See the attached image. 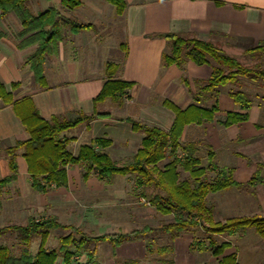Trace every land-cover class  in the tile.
Masks as SVG:
<instances>
[{"label": "trees", "instance_id": "1", "mask_svg": "<svg viewBox=\"0 0 264 264\" xmlns=\"http://www.w3.org/2000/svg\"><path fill=\"white\" fill-rule=\"evenodd\" d=\"M29 1L0 0V17L10 11L17 16L21 24V29L15 35L17 48L36 44L35 50L25 58V63L33 74L35 84L43 88L47 86L43 73L45 56L57 51V45L65 33L63 29L78 33L82 30H93L94 25L82 22L72 15L63 16L55 7L34 13L27 5ZM106 1L114 6L117 14H122L126 7L125 0ZM80 3L81 0H60V4L68 10L76 8ZM163 36L167 41V48L161 55L164 66L174 63L182 68L187 60H191L196 64L209 65L211 73L207 78L194 79L193 88L183 78L192 99L185 108L179 109L172 102L163 100V104L174 112L169 128L163 129L129 117L125 118L132 130L142 134L136 152L125 162L112 160L105 153L103 148L107 144L106 139L95 138L81 144L77 154H72L68 149L71 138L60 139L62 132L82 123L88 124L97 117L107 115V112L78 113L68 119L53 115L44 119L29 96L15 100L12 93L0 82V101L4 105L12 106L28 133L26 138L17 139L12 145L3 148L9 173L0 178V205L2 194H8L9 185L16 180V157L20 150V155L27 165L30 187L35 192H44L61 184L67 165L77 164L81 166L83 180L92 175L108 184L115 175H120L131 177L136 189L148 186L156 188L157 191L147 197V203L160 214H172L173 220L158 227L143 225L126 232L89 234L72 224L61 223L55 217H29L23 224L9 223L0 226V237L12 235L19 246V251L14 253L8 245L0 243V264H56L58 258L59 264H101L95 259L96 247L100 242L107 241L115 248L123 242L158 231L169 233L173 240L179 233L192 227H200L210 234L239 237L243 236L248 228H253L256 234L264 239V215L232 216L224 218L223 221H214L211 207L206 205L208 194L229 187L240 190L254 188L253 185L262 182L258 170L246 181H239L232 176V168L220 166L216 176L208 180L204 177L208 166H203L200 158L196 156L195 142L184 143L181 139L186 124L214 120V115L219 110L218 99L223 92L231 98L237 110L225 112L223 120L218 122L222 126L246 121L253 105L264 106V39L244 50V55L258 60L246 65L235 56L224 53L211 41L174 33ZM209 60L216 65L211 64ZM115 66L114 62L105 64L106 79L93 99L95 105L104 99L121 105L127 98L132 83L114 77ZM17 85L18 83L14 82L11 87L14 89ZM247 86L256 91L250 92L246 89ZM207 158L210 160L209 167L216 169L218 164L212 160L213 148H209ZM164 159H167V162L159 167L158 163ZM179 169L186 171L188 178L179 179ZM143 193L142 191L139 198L144 199ZM204 221L207 222L206 226ZM56 229L69 232L58 237L57 248H47L45 243L49 233ZM33 239L38 240L34 253L28 247ZM152 245L153 242H147L145 249L155 251L159 255L158 261L173 263L171 258L160 257L173 252L171 244L154 248ZM188 247L193 252L208 250L216 257L217 264H239L235 251H225L230 247L229 241L217 243L209 238L208 243H205L204 240L194 238ZM82 255L85 258L81 260L79 257ZM135 262L136 259H125L115 264ZM260 264H264V259Z\"/></svg>", "mask_w": 264, "mask_h": 264}, {"label": "crops", "instance_id": "2", "mask_svg": "<svg viewBox=\"0 0 264 264\" xmlns=\"http://www.w3.org/2000/svg\"><path fill=\"white\" fill-rule=\"evenodd\" d=\"M125 1L126 7L121 14V21L126 42L118 44L120 57L116 59V78L129 81L132 85L128 89L127 98L118 105L125 107L121 113L101 109L107 99L96 105L93 103L94 97L99 93L106 79L105 73L102 75L80 73L78 51L83 53L82 44L89 43L88 39L82 37L94 31L95 24L92 23L93 30L78 33L65 30L63 38L57 45V51L45 56L43 73L47 86L41 88L35 84L33 74L25 63V58L35 50L36 44L17 48L15 35L21 29L17 16L10 11L0 17L2 33L0 36V82L12 93L13 99L29 96L44 119H49L53 115L71 118L78 113L91 114L94 111L108 113L93 119L88 124L82 123L73 127V129L79 127V134L83 138H80L83 140L80 143L76 135L65 131L60 134V139L71 138L69 144H77L76 152L70 151L72 154H77L81 144L95 138H103L107 140L103 149L112 160L116 161L125 156L131 157L140 145L142 134L132 130L130 123L125 120L126 117L167 129L172 124L174 112L163 104V100L172 102L179 109L185 108L192 102L183 78L193 88V80L207 78L211 68L209 65L196 64L191 60H187L182 68L174 63L164 66L161 62V55L167 48L164 34L174 33L208 40L226 53L236 52L238 55H244V50L264 39V0ZM42 3L39 1L38 5L42 6ZM104 7L107 8L106 13L114 8L106 0H81L74 11H88L95 16H100L103 14ZM72 10L66 13L67 16H75ZM80 21L83 22V20ZM93 42L96 41L93 40ZM14 82L18 85L13 89L11 84ZM222 97L230 104L229 109L226 110H237V106L225 92L219 96L218 103ZM242 122L233 123L227 127L220 125L215 119L189 123L184 126L181 139L187 138L194 141L203 133L206 140L211 136L216 138L215 146L208 141V144L216 150L225 139H234V136L224 138L221 128L229 129ZM253 126L256 127L255 124ZM207 127L212 129L208 131ZM26 136L24 126L15 115L12 106L4 105L0 101V153L4 154V147ZM16 163L17 177L14 182H17L18 186H14L17 188V198H25V193L20 190V187L23 189L24 185L30 186V183L27 165L20 155V150ZM8 173L7 159L0 155V178ZM116 179L114 177L108 184L92 175L83 180L77 164L67 165L61 184L44 192H36L25 201L23 207H28L34 213L40 210V214L44 217H55L58 221V217L65 219L67 221L64 224L78 225L79 222L86 221L85 223L91 224V228L92 226L97 228L110 226L113 222L103 218L98 212L90 215L89 211L87 216H85L86 213L81 215L79 209L82 208V204L74 192L76 188H85L89 192L106 191L113 196L112 198L110 195L111 198L107 200L111 201L124 194L123 188L116 187ZM96 204L100 205L94 201V205Z\"/></svg>", "mask_w": 264, "mask_h": 264}, {"label": "rangeland", "instance_id": "3", "mask_svg": "<svg viewBox=\"0 0 264 264\" xmlns=\"http://www.w3.org/2000/svg\"><path fill=\"white\" fill-rule=\"evenodd\" d=\"M39 1L41 3L43 2L41 4L42 6L38 5ZM27 5L34 13L48 7H55L63 16H67L68 14L66 13L70 12L58 0H30ZM106 9L105 7L102 8L103 14L100 16H95L88 11L76 12L74 9L72 10L74 11V17L83 20V22L90 21L89 23H93L96 26L94 31H90L82 37L89 41V43L82 44L84 46L83 53L78 51V64L81 68L80 73L84 75H102L106 73L105 64L107 62H114L116 66L113 75L116 77V59L120 57L118 44L126 42V38L122 31L121 14H117L115 8L106 13ZM93 40L96 42H93ZM223 52L226 53L225 51ZM226 54L235 56L246 65H251L258 61L257 59L249 57V55H238L236 52H228ZM262 59L264 60V54L262 55ZM104 61L107 62L104 63ZM209 61L211 64L216 65L212 60ZM246 89L250 92L251 90L256 91L250 86H247ZM218 106L220 110L216 112L214 117L217 123L224 118L225 112L231 111L226 110L229 109L230 104L224 101L223 97L219 101ZM258 107L256 104L252 106L249 111L248 120L242 122V124L233 125L229 129L221 128L222 132H224V138L234 136V139H225L216 150L213 148L212 160L219 165H216V169L209 167L210 160L207 158L208 150L212 148L208 144V141L215 146L217 142L216 138H212L210 134V139L206 140L202 133L199 135V138L193 141L196 145V156L200 158L203 166H208L204 174L206 179H213L220 166L232 168V176L239 181H246L256 170H258L259 176L262 179V182H257L253 185L254 188H249V190L253 189L251 192L249 190L229 187L216 193L208 194L206 197V205L211 207V216L214 221H223L224 218L232 216L264 215V106L261 105ZM102 108L109 111L112 110L114 113H121L125 109V107H119L112 103L109 99L105 101ZM211 129L212 127H207L208 131ZM25 132L28 136L26 129ZM65 132L78 136L79 143L83 141L80 140L82 135L79 134V127L74 129L70 128ZM182 141L186 143L190 140L185 138ZM68 149L71 152H76L77 144H69ZM0 155L5 156L1 153ZM128 158L129 156H125L116 161L125 162ZM166 162L167 159H164L158 163V166L161 167ZM78 170L81 171L80 165H78ZM115 177L117 178L115 182L116 187L123 188L124 193L122 197H115V200L107 201L108 198H111L109 197L111 193H107L106 191L89 192L85 188H76L74 192L82 204V208L79 209L81 215L82 213H86L85 216H87L89 211L90 215H95L98 212L103 218L112 221L113 225H105L102 228L92 226L91 228V224L85 223L86 221H84L74 226L89 234H97L103 232H126L136 227H142L143 225L158 227L173 220L172 214H160L154 207L147 203V197L155 193L157 191L156 188L148 186L136 189L131 177H122L120 175H115ZM184 178H188L187 172L179 169V179ZM14 185L18 186L17 182L11 183L8 194L4 193L1 196L0 226L9 223L23 224L29 217L43 218L44 216L40 214V210L34 213L28 207H23L25 201L29 200L36 192L29 185H24V188L22 189L20 187V190L25 193V198H17V188ZM142 191L144 192V199L139 198ZM94 201L100 203V205H94ZM58 219L62 223L67 221L60 217ZM66 219L68 218L66 217ZM204 225H207L206 221H204ZM68 232L69 230H51L45 246L47 248H57L59 246L58 237ZM13 237L12 235H3L0 237V243L8 245L12 252L17 253L19 246ZM194 238L204 240L205 243H208L209 238L214 239L217 243L229 241L230 247L226 248L225 251H235L239 264H260L264 259V239L258 236L253 228H248L244 235L239 237L236 235L210 234L200 227H192L189 230H184L173 240L170 238L169 233L158 231L142 238L138 237L132 241L123 242L115 248L109 242L103 241L98 243L96 247L95 259L101 264H115L125 259H136V262L132 264H168L158 261L157 258L159 255L155 251L145 249L147 242H153L152 248L166 244L173 246V252L171 254L166 253L160 256L163 258H171L173 260L172 264H217L216 257L208 250L203 252L190 251L188 245ZM37 246L38 240L33 239L28 247L34 253L37 250ZM84 258L83 255L79 257L81 260ZM59 261L60 259L58 258L56 264H59Z\"/></svg>", "mask_w": 264, "mask_h": 264}]
</instances>
